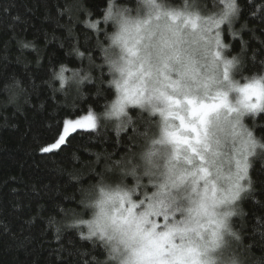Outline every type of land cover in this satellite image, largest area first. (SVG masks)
Listing matches in <instances>:
<instances>
[{"label": "clouds", "instance_id": "obj_1", "mask_svg": "<svg viewBox=\"0 0 264 264\" xmlns=\"http://www.w3.org/2000/svg\"><path fill=\"white\" fill-rule=\"evenodd\" d=\"M248 3L264 13V0ZM242 11L240 0H104L80 19L92 46L77 41L66 52L75 65L49 68L45 83L64 103L94 89L90 130L116 145L88 150L87 171L68 173L75 206L46 220L56 241L74 231L91 245L83 264H264L237 225L242 200L260 202L251 170L264 163V66L246 72L233 51ZM3 90L18 110L28 102L18 77Z\"/></svg>", "mask_w": 264, "mask_h": 264}, {"label": "trees", "instance_id": "obj_2", "mask_svg": "<svg viewBox=\"0 0 264 264\" xmlns=\"http://www.w3.org/2000/svg\"><path fill=\"white\" fill-rule=\"evenodd\" d=\"M240 2V21H246L248 27L242 31V40L233 42V51L241 53L244 71L251 72L264 66V13L250 15L254 4ZM103 4L104 0H0V264H83L79 252L91 250V245L81 241L74 231L64 232L56 241L46 220L50 215H59L58 205L75 206L78 185L70 181L68 173L73 169L87 171L93 160L88 150H112L116 145L111 140H98L91 130H76L60 149L45 153L41 148L59 138L66 119L86 115L89 105L99 107L92 87L88 88L87 100L70 105L58 95L54 97L45 81L51 66L77 63L66 56L74 43L78 41L81 48L92 46V34L80 19L89 10L99 15ZM225 38H229L227 34ZM22 39L35 41L36 51L20 48L18 42ZM13 76L27 90L28 102L21 103L19 110L7 103L3 90ZM259 120L264 122V113ZM257 133L264 134V128H258ZM74 155L78 161H74ZM251 175L254 195L260 202L251 197L243 199L247 215L238 218L237 225L253 256L264 258L261 160L255 161ZM92 179L89 175L84 183ZM95 255L102 253L96 249Z\"/></svg>", "mask_w": 264, "mask_h": 264}, {"label": "snow or ice", "instance_id": "obj_3", "mask_svg": "<svg viewBox=\"0 0 264 264\" xmlns=\"http://www.w3.org/2000/svg\"><path fill=\"white\" fill-rule=\"evenodd\" d=\"M93 118L91 115V112L89 111L86 116L81 117L78 120L72 121V120H65L63 122V134L59 135V139H56L54 143H51L48 146L42 147L41 151L48 153L55 149H60L61 145L66 143V138L69 137V127H72L73 131H75L77 128L87 127L92 128L94 127Z\"/></svg>", "mask_w": 264, "mask_h": 264}, {"label": "rangeland", "instance_id": "obj_4", "mask_svg": "<svg viewBox=\"0 0 264 264\" xmlns=\"http://www.w3.org/2000/svg\"><path fill=\"white\" fill-rule=\"evenodd\" d=\"M86 115H87V114H86ZM86 115H83V116H86ZM83 116H81V117H83ZM81 117L75 118V119H73L72 121L78 120V119H80ZM90 129H91V128L82 127V128H77L76 130H90ZM76 130H75V131H76ZM72 132H74L73 129H72V127H69V133L71 134ZM61 134H63V129H62ZM58 139H59V138H58ZM53 143H54V142H53Z\"/></svg>", "mask_w": 264, "mask_h": 264}]
</instances>
